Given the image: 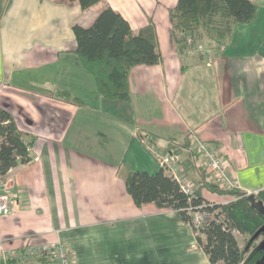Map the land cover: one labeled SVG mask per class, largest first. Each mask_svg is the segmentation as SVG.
<instances>
[{"label":"crops","instance_id":"obj_1","mask_svg":"<svg viewBox=\"0 0 264 264\" xmlns=\"http://www.w3.org/2000/svg\"><path fill=\"white\" fill-rule=\"evenodd\" d=\"M177 1L106 0L134 33L153 24L158 37L161 60L131 69L129 100L102 97L76 51L73 25L89 26L102 5L10 0L0 7V106L36 137L33 160L0 177V192L17 194L12 213L0 216V254L64 242L73 264H212L176 210L138 206L125 179L132 170L157 172L156 153L164 152L194 186H219L189 138L195 133L230 159L237 189H264V0H253L255 19L239 24L226 46L187 54L172 35ZM62 90L81 101L60 98ZM188 139L191 169L183 163ZM203 194L232 199L208 186Z\"/></svg>","mask_w":264,"mask_h":264},{"label":"trees","instance_id":"obj_2","mask_svg":"<svg viewBox=\"0 0 264 264\" xmlns=\"http://www.w3.org/2000/svg\"><path fill=\"white\" fill-rule=\"evenodd\" d=\"M78 2L83 10L102 5L89 26L73 25L77 53L94 77L98 92L108 100H129V75L138 64H156L161 60L158 37L153 24L134 33L130 22L106 0H68ZM10 0H0L9 5ZM257 14L253 0H178L170 8L172 35L181 54L192 50L201 53L219 44L226 46L239 24L252 22ZM56 94L64 100L81 99L62 90ZM36 137L22 131L11 112L0 106V177L20 163L33 160L32 148ZM189 155L183 160L191 169L194 152L188 139ZM172 150L176 154L179 150ZM176 152V153H175ZM126 187L138 206L153 202L159 207L172 208L180 219L193 229L198 247L212 264H264V189L248 194L240 189H220L216 183L195 185L192 194L164 169L155 173L132 170L126 175ZM204 186L232 197L227 203H214L203 194ZM221 191H220V190ZM206 211L202 224L194 221V213ZM247 236V247L240 246L235 235ZM251 247H253L252 250ZM45 261L44 258H40Z\"/></svg>","mask_w":264,"mask_h":264},{"label":"built area","instance_id":"obj_3","mask_svg":"<svg viewBox=\"0 0 264 264\" xmlns=\"http://www.w3.org/2000/svg\"><path fill=\"white\" fill-rule=\"evenodd\" d=\"M190 140L200 154L207 161L208 168L212 171L219 186L231 190L237 188L236 181L230 172V159L219 152L206 141L200 139L195 133H190ZM147 141V139H144ZM157 161L160 168L164 169L173 177L188 194H192L194 185L187 180L181 164L170 153L157 152ZM17 194L10 188L5 187L0 192V216L12 213ZM212 213L197 211L194 213V221L197 225L202 224L206 217ZM45 261H41L40 258ZM0 264H73L70 252L64 242L26 244L22 250H4L0 254Z\"/></svg>","mask_w":264,"mask_h":264},{"label":"rangeland","instance_id":"obj_4","mask_svg":"<svg viewBox=\"0 0 264 264\" xmlns=\"http://www.w3.org/2000/svg\"><path fill=\"white\" fill-rule=\"evenodd\" d=\"M205 49H206V47H205ZM212 202L217 203L215 200L212 201ZM227 202L228 201H226V202H222L221 201V204H224V203H227ZM235 235H236V237H237V239L239 241L240 246L243 247V248L247 247V243H248L247 242V239H248L247 236H245V235H243V234H241L239 232H235ZM263 239H264V234L260 237L259 240H257L256 246L259 245L263 241ZM252 249H253V247H251L250 250H252ZM195 264H197V263L195 262Z\"/></svg>","mask_w":264,"mask_h":264}]
</instances>
